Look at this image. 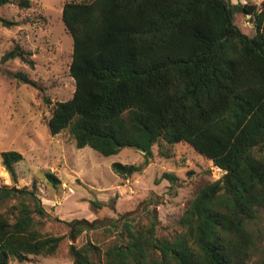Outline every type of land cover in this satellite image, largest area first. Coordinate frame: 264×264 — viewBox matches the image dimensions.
Here are the masks:
<instances>
[{
    "label": "trees",
    "instance_id": "1",
    "mask_svg": "<svg viewBox=\"0 0 264 264\" xmlns=\"http://www.w3.org/2000/svg\"><path fill=\"white\" fill-rule=\"evenodd\" d=\"M30 9V0H16ZM14 3L0 0V7ZM237 14L253 18L247 35ZM63 21L73 39L70 76L75 92L53 106L47 125L52 136L68 132L77 149L104 157L132 148L144 163H114L122 179L141 173L159 154L186 144L212 161L223 175L200 183L187 203L175 235L160 237L154 212L146 226L126 218L108 229V244L71 245L73 264H264V234L255 225L264 213V2L232 0L69 1ZM0 17L5 28L29 23ZM33 54L15 45L2 63L19 60L33 69ZM36 86L26 74H9ZM13 182L16 151L1 154ZM53 188L61 180L51 172ZM162 179L177 183L173 173ZM50 218L38 194L0 187V264H27L31 257H54L66 239L92 228L65 222L68 234L42 231Z\"/></svg>",
    "mask_w": 264,
    "mask_h": 264
},
{
    "label": "rangeland",
    "instance_id": "2",
    "mask_svg": "<svg viewBox=\"0 0 264 264\" xmlns=\"http://www.w3.org/2000/svg\"><path fill=\"white\" fill-rule=\"evenodd\" d=\"M69 1L86 0H30V9L14 3L0 7V17L30 22L5 28L0 23V187L28 188L36 184L42 203L50 218L44 220L42 231L56 236L68 234L65 222L86 221L97 229L86 231L76 240L64 241L54 257H31L27 264H73L71 245L82 247L87 241L108 244V229L135 218L146 226L150 213L159 221L160 237L175 235L179 222L196 186L214 182L223 175L195 149L186 144L171 147L172 158H164L155 146L149 165L129 179H122L112 171L114 163L141 165L142 152L125 148L118 155L104 157L86 147L77 149L68 132L52 136L47 122L55 103L68 101L75 92V81L70 76L73 39L63 21V8ZM260 6L264 0H232ZM236 24L247 35L256 29L250 15L237 14ZM33 54V69L19 60L2 63L4 54L15 45ZM21 72L36 86L20 83L9 74ZM16 151L23 161L15 166L18 180L13 182L2 166L1 154ZM51 172L61 180L53 188L45 179ZM173 173L179 181L162 179ZM264 234V213L254 226ZM11 264H17L11 262Z\"/></svg>",
    "mask_w": 264,
    "mask_h": 264
}]
</instances>
